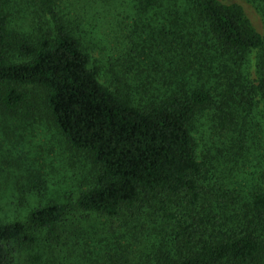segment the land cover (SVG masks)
Listing matches in <instances>:
<instances>
[{"label":"trees","instance_id":"obj_1","mask_svg":"<svg viewBox=\"0 0 264 264\" xmlns=\"http://www.w3.org/2000/svg\"><path fill=\"white\" fill-rule=\"evenodd\" d=\"M66 1L0 0V129L43 126L88 162L66 204L0 224V264L22 251L29 264H262L264 0H88L113 17L108 27L117 19L106 62ZM204 119L213 156L199 149ZM13 142L6 156L0 145V163ZM21 176V204L26 189L47 190L40 172ZM94 219L127 226L100 237Z\"/></svg>","mask_w":264,"mask_h":264},{"label":"rangeland","instance_id":"obj_2","mask_svg":"<svg viewBox=\"0 0 264 264\" xmlns=\"http://www.w3.org/2000/svg\"><path fill=\"white\" fill-rule=\"evenodd\" d=\"M65 4L69 8L71 15L76 16L75 13L84 19V26L87 31H89L94 37L95 41L99 40L100 45L106 46L103 49V58L100 59L102 62H106L108 57L117 52L119 47L117 35H119V28L116 27V17L114 23L111 27H108L106 23L112 22L113 17L107 15L108 17L103 16L100 12H103L97 4L88 5V0H67ZM72 5L71 8L69 5ZM250 16L252 22L258 29H262L261 22L257 16L254 9L249 6L246 2L240 1ZM30 10L21 11L19 15L21 20H26L30 17ZM124 15L120 17L123 18ZM16 18L17 20H20ZM107 26V27H106ZM121 46V45H120ZM102 52H99V58L101 57ZM106 82L107 85L110 84L111 76ZM207 120H201L198 126V132L200 135L206 134L202 138L204 141L201 142V147L199 149H204L208 147L209 151L212 152V156L216 153L219 148V143L213 139L208 131ZM7 127L6 130L0 129V145L3 146V149L6 154H8V149H12L11 144L13 141L19 143L17 149L13 150V157L8 156V159H3L0 163V167L5 170L1 172L0 170V224L9 223L11 221H20L27 213L39 206L54 202L60 204H66L71 197H75L78 192L83 188V175L87 174V160L80 159L79 157L70 156L63 144V141L52 132H49L43 126L35 125L28 128L26 131L17 129V121L7 120L5 121ZM15 131V134H14ZM7 134V135H6ZM9 135V136H8ZM8 141H7V140ZM48 144L52 145L53 152L48 150ZM203 152V151H202ZM201 154V152H200ZM207 155V153H205ZM19 159H22L25 167H17L20 164ZM260 170H262L260 168ZM40 172V175L44 176L47 184V190L44 188L42 191L30 192L29 189L25 190V202L20 203V189L18 186H23L27 184L26 180L22 179L23 174H36ZM262 172V171H261ZM257 173L259 171L253 172L250 170V175L247 176L249 179L252 178L253 181L257 178ZM19 179V180H18ZM238 177L235 180V183L239 184L241 187L245 188L249 183L244 179L238 181ZM16 183V184H15ZM230 184V183H229ZM40 193V194H39ZM93 230L98 233V236L102 237H112L114 230H121L127 225L125 223L119 224V221L116 223L108 222L102 219H94ZM124 222V221H123ZM116 234V232H115ZM114 234V237H115ZM117 237V236H116ZM115 245L119 243L122 245L123 241L115 240ZM26 252L22 251L16 255V260L13 264H29L30 260H25ZM97 261V262H96ZM42 260V264H102L103 260ZM109 261V260H107ZM123 261V260H114V262ZM134 261V264H140L141 262H146V264H155L154 260H126ZM264 264V260L263 263Z\"/></svg>","mask_w":264,"mask_h":264}]
</instances>
